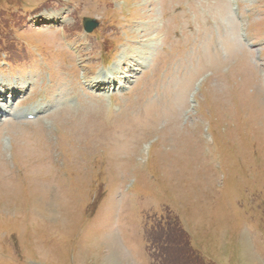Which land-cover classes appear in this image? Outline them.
<instances>
[{"label":"rangeland","instance_id":"rangeland-1","mask_svg":"<svg viewBox=\"0 0 264 264\" xmlns=\"http://www.w3.org/2000/svg\"><path fill=\"white\" fill-rule=\"evenodd\" d=\"M0 79V264H264V0H0Z\"/></svg>","mask_w":264,"mask_h":264},{"label":"trees","instance_id":"trees-1","mask_svg":"<svg viewBox=\"0 0 264 264\" xmlns=\"http://www.w3.org/2000/svg\"><path fill=\"white\" fill-rule=\"evenodd\" d=\"M172 231H171V234H178V238L180 239L181 238V240L182 241H184V242H181L180 241V243H183V245H182V247H184V245L185 246H189V244H188V241H187V234L185 233V232H183L182 230H181V228H178L177 226H176V228L174 229H171ZM173 242V241H172ZM177 244V243H176ZM178 245V244H177ZM165 249V252H164V254L165 253H168L169 254V252H168V248H164ZM167 250V251H166ZM199 256H197V254L196 255H194V253L193 252H190V251H188L187 253H185L184 255H180L179 256V259L181 258V261H183L184 263H181V264H203V260H199V258H198ZM179 259L178 260H176L175 262H173L172 261V263H170V264H178L177 262L179 261Z\"/></svg>","mask_w":264,"mask_h":264},{"label":"water","instance_id":"water-1","mask_svg":"<svg viewBox=\"0 0 264 264\" xmlns=\"http://www.w3.org/2000/svg\"><path fill=\"white\" fill-rule=\"evenodd\" d=\"M83 25H84V29L86 31H91L94 27L97 26V22H95L94 20H92L90 18H84L83 19Z\"/></svg>","mask_w":264,"mask_h":264},{"label":"bare ground","instance_id":"bare-ground-1","mask_svg":"<svg viewBox=\"0 0 264 264\" xmlns=\"http://www.w3.org/2000/svg\"><path fill=\"white\" fill-rule=\"evenodd\" d=\"M99 84V83H98ZM58 89H60V88H58ZM62 91V90H61ZM58 92H60V91H58ZM56 100V99H55Z\"/></svg>","mask_w":264,"mask_h":264}]
</instances>
